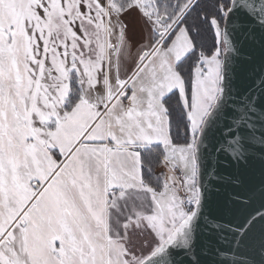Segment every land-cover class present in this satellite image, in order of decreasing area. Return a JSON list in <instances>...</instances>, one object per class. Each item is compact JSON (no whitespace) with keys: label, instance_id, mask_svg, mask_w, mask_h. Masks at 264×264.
Instances as JSON below:
<instances>
[{"label":"snow or ice","instance_id":"snow-or-ice-1","mask_svg":"<svg viewBox=\"0 0 264 264\" xmlns=\"http://www.w3.org/2000/svg\"><path fill=\"white\" fill-rule=\"evenodd\" d=\"M0 264H264V0H0Z\"/></svg>","mask_w":264,"mask_h":264},{"label":"crops","instance_id":"crops-1","mask_svg":"<svg viewBox=\"0 0 264 264\" xmlns=\"http://www.w3.org/2000/svg\"><path fill=\"white\" fill-rule=\"evenodd\" d=\"M133 26H134V24H133V23H131V25H130V28H131V27H133Z\"/></svg>","mask_w":264,"mask_h":264},{"label":"rangeland","instance_id":"rangeland-1","mask_svg":"<svg viewBox=\"0 0 264 264\" xmlns=\"http://www.w3.org/2000/svg\"><path fill=\"white\" fill-rule=\"evenodd\" d=\"M131 23H133L131 20L129 21V24L131 25Z\"/></svg>","mask_w":264,"mask_h":264}]
</instances>
